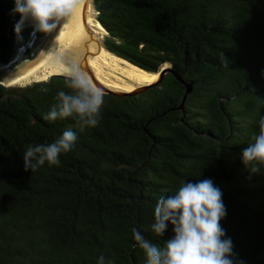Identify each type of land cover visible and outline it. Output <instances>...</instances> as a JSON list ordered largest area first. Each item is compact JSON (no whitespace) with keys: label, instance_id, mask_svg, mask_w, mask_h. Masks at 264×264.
Returning <instances> with one entry per match:
<instances>
[{"label":"trees","instance_id":"16d2710c","mask_svg":"<svg viewBox=\"0 0 264 264\" xmlns=\"http://www.w3.org/2000/svg\"><path fill=\"white\" fill-rule=\"evenodd\" d=\"M110 53L148 72L171 66L135 95H104L99 123L44 119L65 77L0 84V264H145L133 229H150L158 200L211 179L220 222L243 264H264V175L242 150L264 116V0H92ZM191 87L185 92L184 84ZM77 132L60 163L25 171L29 145Z\"/></svg>","mask_w":264,"mask_h":264},{"label":"clouds","instance_id":"9594fccd","mask_svg":"<svg viewBox=\"0 0 264 264\" xmlns=\"http://www.w3.org/2000/svg\"><path fill=\"white\" fill-rule=\"evenodd\" d=\"M13 5L12 12L20 17L13 29L18 39L26 20L32 22L34 32L49 33L69 12L68 0H13ZM63 75L72 91L60 90L58 102L51 105L44 119L71 117L80 130L97 126L104 91L78 61L67 65ZM258 124V134L241 152V163L250 175H264V116ZM76 140L77 132L69 128L51 143L29 145L22 156L24 170L32 172L46 163L58 165L61 154L71 151ZM222 195L211 179H203L195 183L184 181L173 194L161 197L154 207L150 229L161 237L171 225V238L157 246L133 229V247L143 251L145 264H243L236 258L233 241L220 223L227 214ZM96 264L111 261L101 255Z\"/></svg>","mask_w":264,"mask_h":264},{"label":"bare ground","instance_id":"6f19581e","mask_svg":"<svg viewBox=\"0 0 264 264\" xmlns=\"http://www.w3.org/2000/svg\"><path fill=\"white\" fill-rule=\"evenodd\" d=\"M69 2L77 23L61 32L54 53L39 71L7 86L25 85L63 75L66 66L73 61H78L93 81L114 92L130 93L156 81L157 74L141 70L102 47L99 31L103 29L94 19L91 0Z\"/></svg>","mask_w":264,"mask_h":264},{"label":"water","instance_id":"95a60500","mask_svg":"<svg viewBox=\"0 0 264 264\" xmlns=\"http://www.w3.org/2000/svg\"><path fill=\"white\" fill-rule=\"evenodd\" d=\"M91 3L93 6L92 0ZM68 6V15L59 21L56 29H54L53 31L49 33L34 32L32 22L30 20H26L18 39L13 29L14 25L20 19V17L18 14H14L12 12V9L14 7L13 0H0L1 85H10L17 83L39 71L48 62L55 51L61 32L65 28L76 24L78 21L75 17V13L72 11L69 0ZM167 72H171L170 65L165 67L164 69L160 68L156 72H150L157 74L156 81L152 84L140 87L130 93L113 92L104 89L95 81L94 83L99 86L105 94H112L122 97L128 94L135 95L147 90L149 87L159 83ZM175 79L184 84L186 93L190 91L191 87L185 84L179 77H177V75H175Z\"/></svg>","mask_w":264,"mask_h":264},{"label":"rangeland","instance_id":"374dc122","mask_svg":"<svg viewBox=\"0 0 264 264\" xmlns=\"http://www.w3.org/2000/svg\"><path fill=\"white\" fill-rule=\"evenodd\" d=\"M93 10H94V19L96 20V16H97V12L95 11V9L94 8H92ZM99 34H101L100 35V38H101V45H102V47L104 48V46H103V38L105 37V34H106V32L103 30V31H99ZM105 49V48H104ZM106 50V49H105ZM109 52V51H108ZM112 54V53H111ZM114 55V54H113ZM165 67H167V66H164V65H162V66H160L159 67V69L160 68H165ZM158 69V70H159ZM142 70V69H141ZM61 76H64V75H61ZM47 80V79H46ZM43 81H45V80H43ZM36 82H38V81H36ZM32 83H35V82H31V83H29V84H25V85H11V86H19V87H23V86H27V85H30V84H32ZM3 86H6L7 87V85H3ZM114 92V91H113ZM118 93H121V92H118Z\"/></svg>","mask_w":264,"mask_h":264}]
</instances>
